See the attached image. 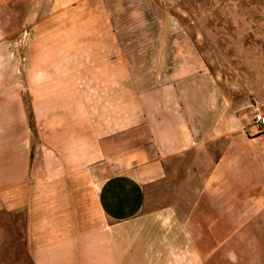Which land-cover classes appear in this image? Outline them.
I'll list each match as a JSON object with an SVG mask.
<instances>
[{"label": "crops", "instance_id": "obj_1", "mask_svg": "<svg viewBox=\"0 0 264 264\" xmlns=\"http://www.w3.org/2000/svg\"><path fill=\"white\" fill-rule=\"evenodd\" d=\"M75 37L38 33L31 65L0 66V264H264V196L236 177L232 144L211 162L201 137L221 135L196 130L194 71L159 85L114 63L58 72L52 54L88 40ZM72 100L79 113L56 111ZM21 213L26 227L9 226Z\"/></svg>", "mask_w": 264, "mask_h": 264}, {"label": "rangeland", "instance_id": "obj_2", "mask_svg": "<svg viewBox=\"0 0 264 264\" xmlns=\"http://www.w3.org/2000/svg\"><path fill=\"white\" fill-rule=\"evenodd\" d=\"M38 33L88 38L69 42L76 44L73 50L52 54L58 72L62 67L67 71L69 66L114 63L122 67L123 81L135 76L138 85L151 80L159 85L176 65L184 67V80L194 71L196 130L221 135L201 137L204 148L214 152L211 162L232 144L233 160L245 164L236 177L264 196V133L255 122L264 113V0H0V66L31 65ZM128 69L136 71L124 72ZM2 91L0 87V96ZM23 98L36 146L38 126L29 89L23 90ZM80 108L72 100L56 111L73 115ZM88 108L96 116L112 106ZM121 111L122 117L129 112L125 105ZM95 116L90 124L107 125ZM129 131L121 132L126 143ZM8 224L23 230L26 213L10 217Z\"/></svg>", "mask_w": 264, "mask_h": 264}, {"label": "built area", "instance_id": "obj_3", "mask_svg": "<svg viewBox=\"0 0 264 264\" xmlns=\"http://www.w3.org/2000/svg\"><path fill=\"white\" fill-rule=\"evenodd\" d=\"M255 122L258 132L264 133V113H258L255 116Z\"/></svg>", "mask_w": 264, "mask_h": 264}]
</instances>
